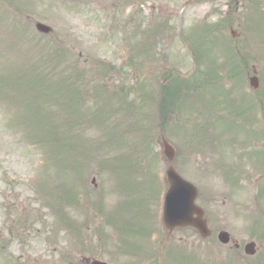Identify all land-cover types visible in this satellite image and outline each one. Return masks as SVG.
<instances>
[{
  "label": "rangeland",
  "instance_id": "374dc122",
  "mask_svg": "<svg viewBox=\"0 0 264 264\" xmlns=\"http://www.w3.org/2000/svg\"><path fill=\"white\" fill-rule=\"evenodd\" d=\"M81 1L0 0V232H3L0 234L12 240V243L2 242L6 252L0 253L18 263L24 239L28 240L30 248L23 251L36 264H66L64 260L76 258L70 250L71 243L63 242L67 235H58L61 242L54 244L52 251L48 242L54 237L50 231L55 217L46 209L43 199L51 196L45 194L51 190L59 192L58 186L59 193L67 188L76 202L91 199L88 204L91 206L98 196L92 186V179L97 177L98 194L105 196V203H100L107 210L121 208L124 216L133 213L134 220L143 223L141 217L153 204L149 209L153 210L154 220L158 222L159 207H163L166 193L163 182L166 166L160 142L162 133L145 131L146 112L154 122L159 114L156 108H166L167 104L172 107L163 110L170 124L163 129L166 138L175 142L185 156L189 151L195 154L212 152L218 162L213 177L202 173L187 175L198 188L214 191L220 201L226 198L231 203L253 204L257 197L255 192L264 186L263 182L253 188L248 180L253 182L263 171L258 146L252 144L264 146V0H134L131 4L127 0L126 8L119 0H86V5ZM113 16L119 21V40L109 44L111 35L107 19ZM143 18L149 28L138 34ZM37 21L51 26L54 42L61 41L73 51L77 60L60 48L53 50L47 44L53 43L47 40L51 37L33 33L31 27ZM161 23H165V27L160 31ZM121 25L133 28L128 31V40ZM157 26L160 32L150 35ZM232 31L238 38L232 36ZM144 35L149 36L144 38ZM12 41L21 44L15 46ZM37 43L44 45L38 48ZM247 52L260 80L256 94L249 85L248 77L254 76L252 66L247 63L245 67L243 63ZM38 57L45 59L47 67L43 65L36 70L39 61H34ZM209 64H215L222 76L220 84H217L218 76L211 75ZM198 71V79L205 80L199 89L200 97L197 96L200 105L194 102L178 104L181 86L177 77L182 81H196ZM36 72L40 81L34 93L27 89L25 77ZM236 73L239 78L232 80ZM81 78L88 81L82 90L85 101L79 100L80 93L74 90L75 81ZM223 82L225 89L221 91ZM53 83L58 89L57 97L48 88ZM133 85L136 91L131 94ZM183 88L186 83L182 91ZM139 92L140 104L132 103L136 100L132 95ZM175 101L178 105L173 106ZM107 104L111 107L109 110L112 109L108 113L115 114L110 118L111 130L106 133L99 123ZM145 104H148L147 111H140V114L128 108ZM202 111L208 112L204 117L209 121L198 120ZM210 118L217 124L211 123ZM134 121H139L142 131L132 132ZM70 125L76 130L68 132L66 127ZM127 127L131 132L127 133ZM192 131L199 137L194 134L192 137ZM120 133L125 136L121 145L125 139L127 143L118 149L114 140ZM200 134L205 140L213 137L217 143L210 144V150L199 145ZM76 137L84 140V144H78ZM191 138L194 145L188 146ZM148 142L152 143L151 147L146 146ZM248 147L257 155L245 156L244 152H239ZM124 154L131 155L121 160L119 155ZM183 155L182 165L193 157ZM133 156L142 161L143 168L138 167L140 161L132 159ZM117 163L123 165L111 168ZM142 170L152 179L146 180ZM244 171L245 176L241 178L239 175ZM249 172L255 177H249ZM244 179L248 182L240 185ZM83 188L86 191L88 188L90 198ZM76 191L81 193L74 194ZM143 203L147 206L145 210H142L144 207L135 209ZM86 211L82 210V216ZM37 219L45 225L39 222L35 225ZM91 219L94 221L84 219L83 222V229L87 228L89 236L96 226L95 215L92 214ZM79 220L81 222V218ZM250 222L230 219L227 225L243 241L261 239L264 245V228H261L264 226L256 230V223ZM160 225L158 232L164 230ZM114 234L120 236L119 230L109 235ZM141 235L130 234L136 240ZM193 235L191 230L179 232L180 237ZM216 242L217 239L210 243L196 240L190 250L196 253L195 264H213L212 255L216 264L224 262L226 251ZM176 252L183 256V249ZM5 256L0 255V264H5ZM130 261L120 256L117 264Z\"/></svg>",
  "mask_w": 264,
  "mask_h": 264
},
{
  "label": "water",
  "instance_id": "95a60500",
  "mask_svg": "<svg viewBox=\"0 0 264 264\" xmlns=\"http://www.w3.org/2000/svg\"><path fill=\"white\" fill-rule=\"evenodd\" d=\"M39 27L44 31H48L45 27ZM252 86L259 87L257 79L252 80ZM165 149L166 155L173 159L174 152L172 148L166 144ZM168 177L171 182V190L167 195L165 204V223L167 227L174 229L179 226L191 225L196 227L204 236H207L208 231L201 222V213L195 207L196 189L183 181L173 170H170ZM195 214L200 215L199 219H194ZM221 240L226 242L225 237H221Z\"/></svg>",
  "mask_w": 264,
  "mask_h": 264
},
{
  "label": "flooded vegetation",
  "instance_id": "af4514ba",
  "mask_svg": "<svg viewBox=\"0 0 264 264\" xmlns=\"http://www.w3.org/2000/svg\"><path fill=\"white\" fill-rule=\"evenodd\" d=\"M198 165L200 168L208 170L210 167L213 166V162L212 163H209L208 161H204V162H200V163L198 162ZM210 197L211 196L208 194H206L204 196V205L206 208L205 218L207 219L209 225H214L218 228H222L220 231H227L230 233L231 230H230L229 226L227 225L229 219L243 220V219L247 218L248 216H250V214H251L249 208L235 209L233 207V205H231L230 208L227 207L226 209H223L222 212H220L219 210L214 209V208L208 209L206 204H207L208 199ZM224 205H226V203H224ZM255 210L259 212V215L262 219L264 217V210L262 208H258V207H256ZM222 223H225V228L221 227ZM218 230H215L213 232V236L216 233H218ZM171 239H172V236L168 235V240H171ZM231 239H232V243H233L232 247L236 249V251H237L236 253L240 257L242 264L256 262V257L249 258V257L243 255V249L245 247V243H241L239 240H235L232 235H231ZM258 249L259 248H257V250ZM259 253L262 254V257L259 258V263L261 264V263H264V251L259 250ZM96 257H97V255L96 256H83L81 262H82V264H92L95 261ZM176 258H177L176 254L173 252L172 255L169 257V259H167L165 264H176ZM151 259H149V260H151ZM228 264H230V263H228Z\"/></svg>",
  "mask_w": 264,
  "mask_h": 264
},
{
  "label": "trees",
  "instance_id": "16d2710c",
  "mask_svg": "<svg viewBox=\"0 0 264 264\" xmlns=\"http://www.w3.org/2000/svg\"><path fill=\"white\" fill-rule=\"evenodd\" d=\"M53 49H55L54 47H53ZM50 53H48L47 54V56L49 55ZM45 60V59H44ZM44 60L43 59H39V64H38V66H36V70L37 69H39V68H41L43 65H46L45 63H44ZM46 67H47V65H46ZM25 78H27V80H28V87H27V89H31V90H33L34 91V93H35V85L40 81V77H39V75L37 74V72H36V74H34V75H32V74H30V73H28V75H27V77H25ZM82 79V78H81ZM82 85V84H81ZM48 88H50L52 91H53V94H55V96L57 97V93H58V89L56 88V86H55V84L53 83V84H51ZM74 89H75V92L77 91L78 93H80V96L83 98V100L85 101V98L83 97V92H82V90H81V88L80 87H77V86H74ZM49 98L51 99V95H49ZM80 100V99H79ZM63 134V133H62ZM64 135V134H63ZM43 150H47V148H43Z\"/></svg>",
  "mask_w": 264,
  "mask_h": 264
}]
</instances>
